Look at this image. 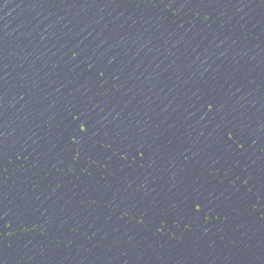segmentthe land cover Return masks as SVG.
<instances>
[{"label":"water","instance_id":"water-1","mask_svg":"<svg viewBox=\"0 0 264 264\" xmlns=\"http://www.w3.org/2000/svg\"><path fill=\"white\" fill-rule=\"evenodd\" d=\"M0 264H264V0H0Z\"/></svg>","mask_w":264,"mask_h":264},{"label":"snow or ice","instance_id":"snow-or-ice-1","mask_svg":"<svg viewBox=\"0 0 264 264\" xmlns=\"http://www.w3.org/2000/svg\"><path fill=\"white\" fill-rule=\"evenodd\" d=\"M83 131V129H81ZM226 136H228V139H231V136L228 135V133H225ZM192 211L194 214H199L201 212V207L198 202H194L192 205Z\"/></svg>","mask_w":264,"mask_h":264}]
</instances>
